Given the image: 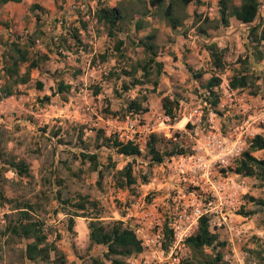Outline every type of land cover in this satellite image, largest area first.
Wrapping results in <instances>:
<instances>
[{
    "label": "rangeland",
    "instance_id": "1",
    "mask_svg": "<svg viewBox=\"0 0 264 264\" xmlns=\"http://www.w3.org/2000/svg\"><path fill=\"white\" fill-rule=\"evenodd\" d=\"M148 1L144 0L146 4L134 5V10L149 12L143 19L145 28L142 31L134 32V21L130 20V15L120 25L123 31L117 33L116 37L124 42L121 55L113 51L99 53L97 50L94 54L90 52L88 47H93L92 30L100 34L105 32V28L93 17L86 20L87 30L90 32L81 33L82 48L72 41L65 45L74 53L73 58L77 61L80 76H76L78 73L75 71L72 72L74 67L61 62L63 57L54 51L56 46L52 47L50 59L41 58L36 49V41L32 52L42 59L40 64L43 65L31 72V80L27 85L16 87V95L0 101V233L9 220L16 218L15 208L31 206V216L45 222L49 242L55 241L60 251V259L53 264H93V258H100L103 251L102 248L88 246V236L84 232L88 220L74 217L73 228L68 229L70 215L77 212L71 206L77 202L78 196H87L89 200L96 202L97 209L100 210V220L110 222L121 221L129 208L141 202L155 204L163 201L168 190L173 187L180 188L186 194L194 192L197 198L206 195L203 191L212 192L222 188L221 196L229 194V198L235 197V202L231 204L233 206H228V213L234 216H243L244 213L251 215L240 223H234L245 232V235H236L241 239L236 241L237 251L227 245L217 248L216 251L222 253L224 264H264V184L253 177L238 175L231 170L235 168L236 159L247 150L250 140L257 134L264 137V123L258 119L264 113V93L252 96L249 89H228V78L233 74L232 69L239 68L236 63L239 58L247 59L250 71L256 75L264 73V59L259 62L254 59L251 54L253 45L247 39V27L233 22L227 30L214 34H224L222 39L214 43H219L217 46L224 50L223 60L226 63L225 71H216L204 47L208 44L198 43L190 48L188 41L181 38L188 39L197 33L193 23L198 20V14L192 11L190 4L183 12L177 10L182 25L171 30L161 15L149 6ZM124 2L132 6L127 0ZM261 9H264V5ZM78 14V11L71 9L70 19L54 17L52 24L38 26L28 37L48 39L47 34L57 26L71 31L78 25ZM198 16L199 21L208 18L203 14ZM134 18H139V15ZM7 23L14 30V24ZM30 23H24L21 31H13L14 36H22ZM127 32L137 38H143L150 33L156 35L158 55L155 60L163 63V73L159 77L154 65L145 77L140 70L131 76L123 75L121 70L131 72L132 66L147 58L143 49L127 38ZM4 42L2 40L0 43ZM113 43L114 40L110 43V50ZM2 52L3 49L0 48V68ZM101 54L107 55L106 61H102ZM62 64L65 66L62 67ZM189 70L202 73V77L194 79ZM109 72L114 75L110 76ZM212 75L222 80L220 86L214 89L220 99L215 108H211L205 101L208 93L204 85ZM133 80L142 83L131 86ZM37 81L43 84L41 90L35 87ZM59 81L71 85L72 88L68 93L52 95ZM155 81L158 82L156 88ZM3 82L0 71V84ZM123 84L130 89L124 91ZM96 88L99 89V94L94 96ZM45 96L50 98L49 101L43 100ZM142 96H146L142 107L148 111L140 114L128 113L127 104L135 98L141 99ZM163 97L178 102L175 120L164 115L161 106ZM186 120L188 128L187 124L184 126ZM180 121L181 128L175 127ZM131 123L136 125L135 132L129 130ZM138 126L153 129L164 138L158 145L161 150L170 152L173 145H179L185 151V156L192 157L190 162L197 172V179L208 170L211 172L209 180L196 181L195 184L178 182L173 178L168 165L170 158H166L161 165H150L146 150L149 133L137 132ZM169 126L175 128L170 130ZM242 128H248V131L244 135L245 144L241 153L225 165L206 167L209 157L205 155L204 149L211 141L210 136L215 134L221 140L231 142ZM100 131L106 137H117L121 133L124 140L134 139L142 150L141 156L123 157L107 149L100 138ZM88 153L96 154L101 165V179L97 172L91 170L87 161H81V154ZM252 155L264 160L263 151L253 152ZM203 158L207 160L204 161ZM13 160L25 162L29 169L27 177L15 174L9 166V162ZM127 164L132 166L136 184L119 189L116 185V172ZM240 179L244 180L245 188L234 196L231 194L232 188ZM251 198L255 201H251ZM126 222L129 223L128 220ZM210 230L218 235L221 242H226L224 232L228 231L225 228L216 225L210 226ZM196 231L197 229L193 234ZM24 245L25 241L9 240L0 236V264H50L24 260ZM168 246L169 239L163 247L167 250ZM256 250H261L262 255L258 254L259 257H256ZM176 253V264L184 261L199 264L204 255L211 254V250L207 248L200 255L189 249L184 242L178 246ZM51 256L54 259V255ZM129 259L132 262L134 259L137 263L142 262L137 255ZM127 261L126 264H132Z\"/></svg>",
    "mask_w": 264,
    "mask_h": 264
},
{
    "label": "trees",
    "instance_id": "2",
    "mask_svg": "<svg viewBox=\"0 0 264 264\" xmlns=\"http://www.w3.org/2000/svg\"><path fill=\"white\" fill-rule=\"evenodd\" d=\"M9 0H3L6 3ZM13 2H19L20 0H11ZM132 6L122 2L118 6L108 7L99 6L94 13L93 18L96 22L105 28L106 35L109 39L114 40L112 51L117 54H122L121 49L124 45L122 40L117 39V33L123 31L120 25L130 15V20L134 21V32L139 33L144 26L143 19L149 14L148 11L134 10V5L144 4V0H129L127 2ZM199 4V0H149L148 4L154 8L162 17V20L170 27L171 30H176L182 25L181 17L177 10L185 11L186 7L191 4ZM146 4V3H145ZM261 0H218L217 7L219 18L217 20H209L205 17L200 20V16L197 17V21L193 23V26L197 28V33L209 36L208 30L216 31L220 27L228 28L230 25V19L234 18L238 23L248 26L247 39L250 44L253 45L251 54L254 59L259 62L264 59V25L261 20L256 22L259 16V8ZM39 9V6H32L30 10ZM139 15V18H134L135 15ZM80 19V30H85L87 25L82 20L81 14H78ZM136 19V20H135ZM208 25V27H207ZM210 25V26H209ZM67 34L71 37L75 44L80 46V34L79 29L76 27L71 31H67ZM127 38L135 41L137 47L143 49L146 55V60L142 63H137L132 66L131 72L121 70L123 75L131 76L138 70L142 71L143 77L149 75L151 67H156V75L159 77L163 73V63L157 62L155 58L158 55V48L156 45V35L150 33L143 38H137L131 36L127 32ZM37 41L36 37H26L21 40V36H15L11 41L0 43V48L3 49L1 54V74L4 82L0 84V101L3 98H8L16 95L18 86L27 85L31 80V72L37 70L40 67L41 58L47 59V56L33 54V48ZM1 42V41H0ZM62 46L66 44L64 39H60ZM205 50L208 52L213 69L219 72L226 70V63L223 60L224 50L220 49L215 43L208 44ZM86 48V47H85ZM111 51V52H112ZM106 54H101L102 61L107 60ZM239 64V68L232 69L233 74L228 78V89L252 91V96H257L260 92L264 93V73L256 75L250 71L248 60L239 58L236 62ZM24 70L22 71V67ZM194 79H200L202 73H195L193 70H189ZM110 76L114 75L113 72H109ZM222 80L220 77L212 75L204 85L205 90L208 93V98H205L207 104L211 108L217 107L219 104V95L214 91L218 88ZM142 82L139 80H133L131 86L139 85ZM158 82H154V88H156ZM56 90L52 95L68 93L72 86L65 84L62 81L56 85ZM35 87L38 90L43 88V84L40 81L35 83ZM122 89L128 91L129 86L123 84ZM99 94V89L96 88L93 92L94 96ZM49 97L45 96L43 100L49 101ZM146 101V96L142 98H135L127 104L126 111L131 114H140L147 112V108L142 107V102ZM162 110L164 115L169 119H176V109L178 102L171 100L168 97H163L161 101ZM189 125H186L188 128ZM264 130V128H263ZM103 141V145L112 150L117 155L123 157H139L142 151L138 144L133 141H121L114 135L106 137L103 131L99 132ZM164 138H161L155 133H151L148 136L146 142L147 156L150 165H161L166 158H171L177 155L185 154V151L179 145H173L170 152L167 150H161L158 146L163 142ZM264 152V137L261 134L255 135L249 142L247 150H245L241 157L236 159L235 168L231 170L238 175L253 177L256 180L264 184V160L258 159L252 155L253 152ZM81 161H87L90 164L91 170L98 173L99 179L102 178V171L100 170V163L96 154H81ZM9 166L19 177H27L29 175V169L23 161H10ZM146 182V180H144ZM136 184V179L133 176V170L131 164H127L121 170L116 172V185L119 189L129 188ZM251 201L255 199L251 198ZM97 203L93 200H89L87 196H78L77 202L72 204L77 212L70 215L68 229L73 228V218L82 217L88 220V246H103L104 251L100 258H93V264H126L129 258H132L140 254L143 250L140 240L136 237L132 229L125 226L122 221H110L105 222L100 220V210L97 209ZM27 209V210H26ZM15 219L9 220V222L1 231L0 236L6 237L9 240L25 241L24 249L22 251L23 259L31 263L43 262V263H56L57 259H60V251L58 250L55 241L49 242L48 233L46 230L45 222L40 219H35L31 216V206L22 208H15ZM250 213H244V217H248ZM8 243V242H6ZM185 245L193 252L200 255L207 248L211 250V254L204 255L199 264H224L223 255L221 252L216 251L217 248H223L226 246V242H221L216 233H213L207 221V218H202L199 221L197 231L192 236L185 240ZM54 255V259L51 255ZM181 264H194L192 262L184 261Z\"/></svg>",
    "mask_w": 264,
    "mask_h": 264
},
{
    "label": "built area",
    "instance_id": "3",
    "mask_svg": "<svg viewBox=\"0 0 264 264\" xmlns=\"http://www.w3.org/2000/svg\"><path fill=\"white\" fill-rule=\"evenodd\" d=\"M97 8L98 5L94 0H78L76 5L72 7L74 11L81 14L83 20L93 17ZM59 23L61 24V20ZM30 34L31 32L25 31L21 36V40H24ZM258 119L264 123V113ZM187 123L188 120H186L184 126ZM248 123L249 121L246 122V124ZM135 126L134 123L130 124V132H135ZM169 129L174 128L169 126ZM136 131H147L149 134L155 133V130H149L147 127H139ZM247 131L248 128H242L231 142L221 140L220 136L215 134L211 135V141L204 149L205 155L209 157L206 161V167L215 164L225 165L230 159L237 157L245 144L244 135ZM117 138L124 142L128 141L124 140L121 133L118 134ZM129 139L136 143L134 139ZM191 159V156H185V154L170 158L168 165L171 168L173 178L178 182L192 184L209 180L211 172L209 173L208 170H205L201 178L197 179V172H195L194 166L191 165ZM203 160L207 159L203 158ZM244 184V180L240 179L237 185L233 186L231 194L234 196L240 194L245 188ZM196 185L199 186V184ZM175 188L168 190L169 192L163 201L155 202V204L141 202L128 209L125 220L122 222L133 230L140 240L143 250L138 254L142 262L134 263L131 259L127 262H132V264H176L178 261L176 253L178 246L193 235L202 218H207L209 228L217 225L225 228L229 233H235L238 236L245 235L243 228L235 225L230 219L232 215L227 212L228 206H233L231 204L235 202V197L229 198V194L228 196H221L222 188L212 192L210 190L203 191L206 192V195L199 198L195 197L194 192L186 194L180 188ZM135 209L138 210L137 215H130ZM167 239H169V246L166 250L163 246Z\"/></svg>",
    "mask_w": 264,
    "mask_h": 264
},
{
    "label": "crops",
    "instance_id": "4",
    "mask_svg": "<svg viewBox=\"0 0 264 264\" xmlns=\"http://www.w3.org/2000/svg\"><path fill=\"white\" fill-rule=\"evenodd\" d=\"M94 1L97 3L98 7L99 6L115 7V6H118L119 4H121L122 2H124L126 0H94ZM127 1H129V0H127ZM77 2H78V0H20L19 2H13V1L9 0L6 3H3V0H0V24H1L0 25V41L4 40L6 42V41H11L12 39H14L15 36L13 34V31H19V30L21 31V29L25 25L24 23H26V22H29V23L31 22V23H30V27L25 31L32 33V31L34 32L35 29H38V26L40 27V26H42V24H44V25H45V23L46 24L47 23L52 24V22L55 21V20H53L54 17H56V18L65 17V20H66V18H69L71 16V9H72L73 5H76ZM199 2H200L199 4H195V3L190 4L191 9H193L192 11H195L198 15L203 14L204 17L208 16L209 20H217L219 18L218 7H217L218 0H199ZM100 3H102V4H100ZM34 5L39 6V9L30 10V8ZM263 5H264V0H261L258 18H259V20H261L263 22V25H264V9H261V7ZM194 9H196V10H194ZM191 15H192V13H191ZM192 19H193V17H192ZM83 21L85 22L86 20H83ZM7 22H11L14 24V30H12L8 26L9 24ZM233 22H235L239 25H244V24L238 23L234 18H231L230 24ZM87 23H88V21H86V25H87ZM76 24H77V22L74 25L76 26ZM2 26H4V27H2ZM79 26L80 25L78 23V25L76 27L79 29L80 35L82 32H90V30H87L88 27H86L85 30H82V29L80 30ZM244 26H246V25H244ZM229 27H230V25H229ZM246 27L248 28V26H246ZM228 28L220 27L216 31L208 30L209 36H204V35L195 33L192 36H189L188 39H186L184 37H181V38H183V40L185 42L188 41L190 48H194L195 44H198V43L199 44H212L215 41L222 39L224 34H221V35H214V34L217 31L219 32L220 30H227ZM50 31H51V33L47 34L49 37L48 39L47 38H41L40 40H37L38 45L36 46V49H38L40 55L47 56V58L50 59L51 54H52V47L56 46V48H54V51L58 54V56L63 57V59H62L63 61H61V62H65V64L67 63L66 65H68L70 67H74L72 72L75 71L76 73H78V75L76 74V76H80L79 75V73H80L79 67L77 66V61H76V59L73 58L74 53L69 51V47H67V46L65 47V45H67L69 42L72 41L74 43V41L67 34V31L65 29H61L58 26L55 29H52ZM91 33H92V37H93V41L91 44L93 45V47L92 48L88 47L90 52L92 51V53L94 54L97 52V50L99 53H109L110 51H112V50H110V43H111L112 39H109L107 37L106 32H101L100 34H98V33L96 34L95 31L92 30ZM56 34L58 36H54ZM79 38L81 41V36H79ZM60 39H64L66 41V44L64 46L61 45ZM80 46L82 48L83 44L82 45L80 44ZM64 66L65 65L62 64V67H64ZM75 67H77V69H75ZM68 69H69V67L66 68V70H68ZM104 74H105V72H104ZM68 83H70V82H68ZM180 123H181V121L175 127L181 128ZM137 213H138V210L135 209L133 211V213H131L130 215H137ZM230 219L233 223H240L241 221L246 220V218L244 216H239V215L238 216L232 215L230 217ZM120 220L121 221L125 220V217L121 218ZM246 225H248V224H246ZM254 229L258 230L255 227H254ZM84 232H85V236L86 235L88 236L87 227H85ZM224 233H225L224 237L226 239L225 241H226L227 247H229L230 249H232L234 251H237L238 244L236 241H240L241 239L239 237H237L235 233H229V232H224ZM257 233H259V232L257 231ZM93 247L102 248V251L105 250L103 246H93ZM260 252H261V250H256L254 255L256 257H259L258 254H260ZM260 255H262V254H260ZM137 256H139V255H137ZM133 262L136 263L137 260L134 259Z\"/></svg>",
    "mask_w": 264,
    "mask_h": 264
}]
</instances>
